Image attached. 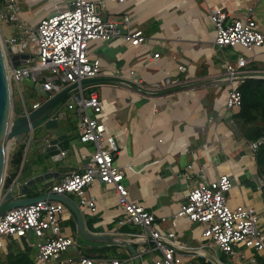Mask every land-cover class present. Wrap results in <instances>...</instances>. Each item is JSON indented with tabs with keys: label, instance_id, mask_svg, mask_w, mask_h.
I'll use <instances>...</instances> for the list:
<instances>
[{
	"label": "crops",
	"instance_id": "0c3cea01",
	"mask_svg": "<svg viewBox=\"0 0 264 264\" xmlns=\"http://www.w3.org/2000/svg\"><path fill=\"white\" fill-rule=\"evenodd\" d=\"M22 1H27L32 9L29 8L30 12L26 14L28 20L33 19L34 9L43 0ZM53 1L51 12L68 4L65 0ZM98 1L100 10L107 15L112 11L110 15L119 16L120 12L129 10L131 26L143 29L149 37V42L140 45H132L121 37L96 41L101 52L94 57H99L103 65L98 77L107 79L90 82L85 90L88 93L90 89H96L104 100L98 117L106 124L107 132L115 137L118 145L116 157L126 169L123 182L128 186L130 197L154 211L158 217L166 216L167 220L161 226L167 229L173 226L171 217L180 202L203 175L213 179L221 173H231L235 177V185L229 191V202L249 203L261 208L263 196L256 182L260 175L256 158L248 148L249 140L240 130L237 110L226 108L227 83L221 82L217 87L212 83L225 72L227 60L235 62L239 54L246 56V68L255 73L251 77H259L257 73H264V43L253 49L216 45L210 9L221 7L228 13V18H243L251 8L264 31V0ZM8 26L12 32L7 34L4 29L5 34L11 35L15 28ZM154 52H159V56L152 59ZM180 64L186 69L180 70ZM115 69L121 70L122 77L115 75ZM132 69L135 72L130 74ZM138 79H142V84L138 83ZM173 79L177 82H171ZM62 105L65 106L64 103ZM68 117L76 123L78 136L75 141V138L71 139V125L68 120L59 119V127L71 142L64 156H48L39 149V142L36 141L34 151L29 157L28 149L25 161L18 169L15 165L9 167V172L16 171L14 178L20 173L23 179L48 169L59 171L43 184L32 186V194L49 192L50 183L61 174L83 168L94 149L91 142L79 139L77 114L76 120ZM83 153H87V157ZM48 158L52 162L62 160L63 165H52ZM26 161L31 164L25 166ZM190 163L193 164L191 171L187 168ZM87 190L97 202V211L91 214L96 229L90 230L87 215L84 217L90 231L121 233L130 230V225L120 227L118 224L121 212L118 211L113 184L95 180ZM69 198L77 204L75 194H69ZM62 224L77 237L76 217L72 210L66 213ZM197 224L182 219L174 227L182 241L198 245L204 239ZM103 245L107 243H102L100 247ZM116 250V253L107 251L97 254L120 258L121 264H136L135 256L128 247L118 244ZM199 253L191 259L192 264L238 262L215 244L206 245ZM156 255L155 250L140 256L138 253L140 264H153Z\"/></svg>",
	"mask_w": 264,
	"mask_h": 264
},
{
	"label": "built area",
	"instance_id": "2783aa9c",
	"mask_svg": "<svg viewBox=\"0 0 264 264\" xmlns=\"http://www.w3.org/2000/svg\"><path fill=\"white\" fill-rule=\"evenodd\" d=\"M0 2V38L11 86L13 83L19 85L27 77L39 93L31 108L23 101L24 111L39 107L44 100L75 84L64 95V105L75 110L78 116L79 139L94 146L85 166L61 174L50 183L49 192L68 197L75 194L77 206L85 217L86 213L97 211L96 199L88 194L87 188L95 180L113 184L118 211L121 212L118 224L120 227L131 226L130 230L121 233L134 241L139 256L155 250L157 255L153 264H192L191 259L201 254L199 252L206 245L214 244L230 258L237 259V264H264V211L259 212V207L254 204L229 202L228 192L235 185L231 173H221L213 179L203 175L180 202L171 217L173 226L167 229L161 226L167 220L166 216L158 217L130 197L123 182L126 169L116 157L118 145L115 137L107 132L106 124L98 117L104 100L96 89L86 93V83H82L83 79L98 77L103 70L101 59L90 55L91 40L108 41L121 37L132 45L149 42L143 29L131 26L129 13L123 12L117 19L113 15H103L98 0H69L66 6L56 7L34 23L22 17L21 0ZM210 19L215 27L216 45L253 49L264 43V31L251 8L243 18H228L223 8L212 7ZM3 23L13 26L14 33L6 35ZM21 53L28 54L25 61L12 64V55ZM158 56L159 52H154L151 58ZM226 64L225 72L212 85L217 87L221 82L227 83L226 108L237 110L242 105L240 86L255 73L246 68L248 60L243 54H239L235 62L227 60ZM178 67L186 69L183 64ZM42 70L48 73H42ZM134 72V69L130 70V74ZM263 74L257 73L258 76ZM115 75L122 77L121 70L115 69ZM119 81L125 83V80ZM171 82L175 83L177 79ZM138 83L142 84V79H138ZM61 111V107L56 106L58 119L65 116ZM262 142V138L249 140L248 148L254 153ZM27 149H24V155ZM64 155L63 151L55 157ZM87 155L83 153L84 157ZM187 168L191 171L193 164H188ZM9 176L5 171V177ZM18 176L11 179L7 188L17 185ZM256 182L262 192L264 208V175H259ZM68 212L71 213L70 207L54 198L8 209L0 215V250L6 249L12 239H17L28 248L34 247V264H121L120 258L85 252L74 233L67 231L62 224ZM182 219L201 223L203 242L191 245L181 240L174 225L177 226ZM75 232L78 234L77 230ZM32 236L36 239L32 240Z\"/></svg>",
	"mask_w": 264,
	"mask_h": 264
},
{
	"label": "water",
	"instance_id": "95a60500",
	"mask_svg": "<svg viewBox=\"0 0 264 264\" xmlns=\"http://www.w3.org/2000/svg\"><path fill=\"white\" fill-rule=\"evenodd\" d=\"M27 56V53H21L20 55L14 54L10 61L12 64L17 65L23 63ZM105 79H107V77L86 78L83 79L82 83H90ZM24 81L33 84V81L27 77L24 78ZM74 86L75 84H71L52 97L44 100L39 107L28 112L18 113L14 116L12 86L8 74L6 56L0 38V193L4 183L7 165L9 137L12 136L17 142H21L28 131H33L37 125L43 124L48 132L38 140L39 149L50 157H55L63 151L65 153L68 152L71 143L70 138L63 129L59 127L56 106L64 95ZM56 174H59V171L48 169L32 175L27 179H23V177L19 175L18 178H20L21 181H19L15 187L7 188L3 194L0 195V215L14 206L29 204L39 199L54 198L62 200L70 207L76 217V230L78 234L91 242L124 245L128 247L135 256L136 264H140L137 249L134 241L130 237L116 232L90 231L85 224L83 213L78 208L77 204L68 196L55 192L30 193L32 186L43 184Z\"/></svg>",
	"mask_w": 264,
	"mask_h": 264
},
{
	"label": "rangeland",
	"instance_id": "374dc122",
	"mask_svg": "<svg viewBox=\"0 0 264 264\" xmlns=\"http://www.w3.org/2000/svg\"><path fill=\"white\" fill-rule=\"evenodd\" d=\"M66 1L68 2L69 0H65V3H67ZM27 4H28L27 1H22L21 2V7H22L21 13L24 14V16H26V14H29V12H30L29 11L30 7H28ZM30 6H32V5H30ZM53 7H54V1L53 0H43L38 5V7H36L34 9L35 11H34L33 19L31 18L29 20L34 22V23H36L41 16H45V15L49 14L51 12V8H53ZM109 12L110 13L107 12L109 15L112 14V11H109ZM123 12H127V13L130 14V16H132L131 13L129 12V10L122 11L119 14H122ZM102 14L103 15H107L106 12H104V11H102ZM114 16H116V15H114ZM119 16H118V18H120ZM25 18L28 19L29 17L26 16ZM131 24H132V22H131ZM7 26L8 25L6 23H3V28L7 31V34H10L12 32V31H10L11 28L9 26L7 28ZM132 27H133V25H132ZM214 34H215V32H214ZM96 41H99V40H91L90 41L89 47H90V55L92 57L99 56V53L101 52V49L96 46V43H97ZM42 73H48V71L47 70H42ZM260 78H264V76L257 77V79H260ZM251 83H252V85L255 84V82H251ZM87 84L88 83H86V85ZM35 86L36 85H34V84H28L24 80L20 81L19 85L17 83H15V84L13 83V86H12V100H13V108H14L13 114H14V116L17 115L19 112L20 113L25 112L24 111V103H23V101L25 102V104H26V106L28 108H31V105H32L33 101L35 99L39 98V95H38L39 93H38V91H37ZM20 89H21L22 92L20 91ZM251 98H252L251 104H250V106L248 108L247 113L244 116L238 117V123H239V126H240V130L242 131V135H244V136H246L248 133H252V132H259L260 133L258 138H262L263 142L259 145L257 151L254 152V155H255V158L257 157V160L259 159V163L257 162L258 172L260 173V175H264V150L261 151V149H260V148H262V146L264 147V102H263L262 105L259 104L258 102H256L255 96L253 94H251ZM65 100H66V98H62L59 101L57 106L58 107L62 106L61 109L64 110V112L67 113V116H70L71 118L76 120V114H75L76 112H75V110L68 109L66 106L62 105ZM239 110H240V108L237 109V112H239ZM91 115L94 116V112L93 111H91ZM67 116L65 115V118L61 117V120H63V119L68 120L67 122H68V124L71 125L70 128L72 130L71 133H70V136H71L70 138L71 139L75 138L74 139V141H75L77 136H78L76 134V132H75L76 131V127H75L76 123L73 122L72 119H69V117L66 118ZM47 132H48V130H46L44 128V125L43 124H39L33 129V131H28L25 134V136H24V138H23V140L21 142H17L15 140V138L12 137L11 141H10V144H9V148H8L6 172L9 173V169H10L9 168L10 167L9 161L11 159V156H12L13 152L16 149H18L21 145H25L24 149L26 150V148L28 147V149H29L28 156L30 157L31 151H34V149L36 147V141L40 140V138L43 137ZM30 137L32 139L29 142ZM258 138H252V137L247 138L246 137V139H248V140H255V139H258ZM30 143H32L31 144L32 145L31 148H30ZM28 149H27V151H28ZM259 151H261L260 155H259ZM257 154H258V156H257ZM48 159L50 160L52 165H56V166H62L63 165V161L62 160L58 159L57 162H52L50 158H48ZM24 161H25V159H24V154H23V162ZM30 162H31V160H30ZM30 162L26 161L25 162V166L30 165L31 164ZM5 178L6 177L4 176V183L2 185V189H1L0 195H2L3 192L7 189V186L5 184L6 183L5 182L6 181ZM228 194H229V192H228ZM263 211H264L263 207L259 208V212H263ZM91 214H93V213L88 212V213H86L87 216L86 215L85 216H86V220H88V226H89V228H91L90 230H93V229H96V228L93 226V223H92L93 222V217L91 216ZM197 226L200 227V229H202L201 223H198ZM73 236H75V235L73 234ZM76 236H77L76 238L78 239V242L81 245L82 249L85 252H88L90 254L107 253V251L112 252V253H116L117 252V250H116L117 249V245L116 244L115 245L114 244H107V245H103V247H100V246L97 245L98 242L97 243L96 242H91V241L85 239L84 237H82L80 234H76ZM31 239L35 240L36 238H35V236H32ZM8 245L13 246L14 248L18 247V246L22 247V245H24V247H26L23 242L21 243L17 239H12L8 243ZM87 245H89V246L94 245V246L89 248ZM29 249L31 251L30 255H31V257H33L35 249H34V247H31ZM7 251H8V249L7 250H5V249L2 250L0 252V255L2 257H5V254H6ZM150 252L151 251H148L147 253H150Z\"/></svg>",
	"mask_w": 264,
	"mask_h": 264
},
{
	"label": "trees",
	"instance_id": "16d2710c",
	"mask_svg": "<svg viewBox=\"0 0 264 264\" xmlns=\"http://www.w3.org/2000/svg\"><path fill=\"white\" fill-rule=\"evenodd\" d=\"M246 78L243 83L241 84L240 88H241V92H242V105L240 107L239 112H236V117H237V121H238V117L244 116L247 111L248 108L251 104V94H253L255 96L256 102H258L259 104H263L264 102V78ZM251 82H255L254 85H252ZM247 134V133H246ZM260 135L259 132H252V133H248L246 136H244L245 138H258ZM248 140V139H247ZM24 146L25 145H21L18 149H16L12 156L11 159L9 161V165H15L16 169H18L23 162V154H24ZM261 151L264 150V147L262 146V148H260ZM261 151H259V155L261 153ZM258 156V154H257ZM256 162L259 163V159L257 160L256 157ZM258 168V166H257ZM10 176L6 178V186H8V183L11 181V179L16 175V171L15 172H9ZM8 251L5 254V257H2L0 255V264H34L32 257L30 255L31 251L28 247H13L8 245L7 246Z\"/></svg>",
	"mask_w": 264,
	"mask_h": 264
},
{
	"label": "bare ground",
	"instance_id": "6f19581e",
	"mask_svg": "<svg viewBox=\"0 0 264 264\" xmlns=\"http://www.w3.org/2000/svg\"><path fill=\"white\" fill-rule=\"evenodd\" d=\"M11 138H12V136H11V137H9L8 145L10 144Z\"/></svg>",
	"mask_w": 264,
	"mask_h": 264
}]
</instances>
